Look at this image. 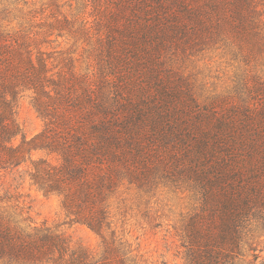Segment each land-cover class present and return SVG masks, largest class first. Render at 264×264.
Returning a JSON list of instances; mask_svg holds the SVG:
<instances>
[{"label":"trees","instance_id":"obj_1","mask_svg":"<svg viewBox=\"0 0 264 264\" xmlns=\"http://www.w3.org/2000/svg\"><path fill=\"white\" fill-rule=\"evenodd\" d=\"M20 1L0 0V179L25 171L100 245L37 225L23 193L8 190L0 264H159L120 229L112 199L174 174L200 195L175 226L185 264H264V0H114L108 13L86 0L97 11L80 24L58 0L49 18L27 20ZM220 32L247 67L221 109L168 56ZM61 37L96 38L85 66L74 50L44 46ZM27 96L44 121L30 138L18 119Z\"/></svg>","mask_w":264,"mask_h":264},{"label":"rangeland","instance_id":"obj_2","mask_svg":"<svg viewBox=\"0 0 264 264\" xmlns=\"http://www.w3.org/2000/svg\"><path fill=\"white\" fill-rule=\"evenodd\" d=\"M99 2L107 13L114 6V0ZM50 3L52 0H21L12 6L17 7V15L23 13L26 14L27 20L39 22L51 16ZM58 3L64 14L70 17L79 16L78 24L82 22V17L93 20L92 12L97 11L92 10L93 7H85L86 0H58ZM260 7L264 9V5ZM211 25L217 26L216 23ZM96 27L98 26L94 25L92 30L97 31ZM72 43V39L61 37L44 46L48 50H74L75 56L79 58L78 62H83L85 66L86 61L83 60L86 59L91 44L96 43V38L87 42L82 40L75 46H71ZM169 53L171 54L168 56L174 65L184 72L195 93L201 96V100L209 102L216 98L218 100H215V105L219 109L221 92L227 91L233 85L237 74L244 73L247 68L242 56L221 43V32L215 39L197 45L186 53L178 48L170 50ZM18 119L29 138L44 128V121L32 106L29 96L24 98L20 105ZM44 154L39 151L35 153V157ZM179 176L174 174L172 178L160 179L148 188H139L136 184L122 187L112 199L113 211L116 213L120 229L124 230L127 238L135 245L140 244L141 252L146 258L159 264H185L175 226L178 225L181 215L190 212L200 201V195L195 189ZM0 186L2 194L8 190L13 192L15 189L23 193L26 205L30 206L32 221L37 225L46 224L71 234L75 241L82 239L94 250L99 248L98 235L84 225L72 223L62 208L60 197L44 196L36 186L31 185L25 171L7 174L0 179Z\"/></svg>","mask_w":264,"mask_h":264}]
</instances>
